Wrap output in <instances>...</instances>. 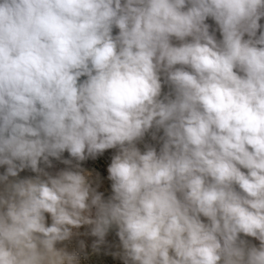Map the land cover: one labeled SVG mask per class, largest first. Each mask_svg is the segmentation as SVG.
Masks as SVG:
<instances>
[{"label": "clouds", "instance_id": "9594fccd", "mask_svg": "<svg viewBox=\"0 0 264 264\" xmlns=\"http://www.w3.org/2000/svg\"><path fill=\"white\" fill-rule=\"evenodd\" d=\"M98 254L264 264V0H0V264Z\"/></svg>", "mask_w": 264, "mask_h": 264}, {"label": "built area", "instance_id": "2783aa9c", "mask_svg": "<svg viewBox=\"0 0 264 264\" xmlns=\"http://www.w3.org/2000/svg\"><path fill=\"white\" fill-rule=\"evenodd\" d=\"M211 23V21H209ZM111 151V150H110ZM110 163V158L105 156L102 160L99 161V163L96 164V167L100 169L101 172H105L106 173V166L107 164ZM28 173H24L22 175H26ZM86 242L90 245L92 242V239L94 238H85ZM107 239L111 242H116V237L114 234H109V236L107 237ZM92 259L95 261V264H107L109 263V257L104 255V254H98L94 257H92Z\"/></svg>", "mask_w": 264, "mask_h": 264}, {"label": "rangeland", "instance_id": "374dc122", "mask_svg": "<svg viewBox=\"0 0 264 264\" xmlns=\"http://www.w3.org/2000/svg\"><path fill=\"white\" fill-rule=\"evenodd\" d=\"M111 234H114V233H111ZM116 241H118V238L116 239ZM107 264H110V262H109V263H107Z\"/></svg>", "mask_w": 264, "mask_h": 264}]
</instances>
